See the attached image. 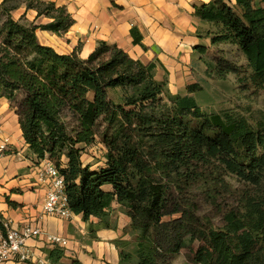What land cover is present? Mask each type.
Masks as SVG:
<instances>
[{
    "label": "trees",
    "instance_id": "1",
    "mask_svg": "<svg viewBox=\"0 0 264 264\" xmlns=\"http://www.w3.org/2000/svg\"><path fill=\"white\" fill-rule=\"evenodd\" d=\"M263 2L214 0L196 6V15L221 26L206 36L213 44H237L254 69L253 83L264 89ZM23 5L26 11L17 20L13 11ZM30 9L50 21L29 22L25 16ZM72 23L66 7L54 1L0 3V95L15 105L34 160L53 161L65 176L74 213L85 220L97 217L110 227L112 203L124 207L130 233L139 235L141 247H121L122 264L133 253L141 264H168L197 240L204 242L196 256L201 264H264V132L245 119L205 112L194 96L172 94L168 81L156 78V61L146 64L116 44L101 42L83 58L78 51L60 53L41 42L40 28L61 35ZM197 48L206 51L205 46ZM117 89L124 91L119 102L109 97ZM162 95L171 106L159 112ZM101 121L106 166L91 170L77 145L95 140ZM204 163H219L245 181L246 188L236 190L237 204L224 215L227 226L206 228L197 203L188 196L205 179L221 184L222 177L209 180L198 170ZM107 184L112 190L103 188ZM233 217L247 234L235 235ZM0 228L5 231L2 224ZM54 254L60 258L64 250L56 248ZM71 264L84 263L74 259Z\"/></svg>",
    "mask_w": 264,
    "mask_h": 264
},
{
    "label": "crops",
    "instance_id": "2",
    "mask_svg": "<svg viewBox=\"0 0 264 264\" xmlns=\"http://www.w3.org/2000/svg\"><path fill=\"white\" fill-rule=\"evenodd\" d=\"M49 1L65 6L73 23L61 35L43 30V44L53 46L58 52L65 50L60 53H72L81 42L82 48L78 53L83 58L101 42L116 44L131 57L146 64L156 61V78L161 81L166 79L175 90L190 82L193 71L200 64L202 54L197 47L213 46L211 37L206 36L210 22L196 15V6L214 0ZM225 1L231 5L235 3V0ZM29 11L37 16L36 10ZM133 30L141 39L140 43L135 42ZM63 38L70 40L68 48L62 45ZM5 139L9 140V149L0 159V224L9 222L15 227L27 223L41 225L44 235L28 241L32 259L26 262L11 260L4 264H71L74 259L84 264H120L116 240L124 234L130 218L125 216L123 219L122 214L116 217L118 221L114 226L105 227L99 218L93 216L85 220L82 214L76 213L71 219L45 214L48 184L38 179L43 161L37 163L34 160V154L23 136L16 109L6 97L0 95V143ZM63 162L67 164L68 160L63 158ZM88 165L91 170H96L98 163ZM105 166L106 159L101 168ZM103 188L112 190L108 184ZM119 206L115 200L111 213ZM50 234L66 237L68 246L62 248L52 244L45 236ZM56 248L64 250L62 257L54 254Z\"/></svg>",
    "mask_w": 264,
    "mask_h": 264
},
{
    "label": "rangeland",
    "instance_id": "3",
    "mask_svg": "<svg viewBox=\"0 0 264 264\" xmlns=\"http://www.w3.org/2000/svg\"><path fill=\"white\" fill-rule=\"evenodd\" d=\"M2 1L3 0H0V3ZM25 11V5L14 10V18L17 20L20 19ZM25 18L28 19L29 22H34L37 25L44 24L50 20L46 16L37 18L32 11H28ZM209 29L213 32H219L221 26L212 22L210 23ZM38 32L39 38L42 42L44 38L43 33L45 32H43L41 28ZM62 45H64L65 48H68L70 40H68V38H63ZM81 48L82 43L79 42L74 51H79ZM61 51L65 50L62 49L60 52ZM200 53L202 54L200 57L201 62L199 61L200 64L197 66V69L193 71L191 75L192 77H190V82L178 90L172 89L168 85V90L172 94H189L194 96L205 112L230 114L236 118L245 119L253 128L260 130L263 133L264 89L258 88L253 83L252 76L254 74V69L250 65L247 56L237 44L231 41L213 44L212 47H206L205 53ZM220 64H224L225 70L219 69ZM190 84H196V91H189L188 86ZM123 96L124 91L121 89L111 90L109 94L110 98L115 99L118 102L122 101ZM89 98L93 99L94 95L90 94ZM157 105L159 112H161V109L167 110V107L171 106V101L165 95H162ZM12 106L16 108L14 104H12ZM100 123L101 126L95 140H92L88 144L81 143L77 145L82 149L81 157L83 163H86L87 165L88 163H98L96 170H99L102 163H105L107 152L101 136L105 126L102 121ZM190 164H193V161L188 162V167H190ZM199 167L198 170L201 172L203 171L204 175H206L209 180L211 178L213 179V177H218L219 179L222 177V179L219 180L221 184H208L205 179L190 188L188 196L197 203L198 213L203 217V223L206 228H220L227 226L225 225L224 215L229 209L237 204L236 199L238 198V193L236 190L245 189V181L240 179L237 175L225 171V168L222 167V165H219V163H204L202 165L200 164ZM214 190L217 191L216 195L214 194ZM111 211L112 210H110L109 217L110 227L114 226L118 221L116 217H120L122 214L124 215L123 219L126 218L125 216L129 217L126 210L121 205L116 207V209L114 208L113 214ZM166 219H169V217H166ZM129 225L130 223L125 226L124 234L116 240V246L119 252L121 247L128 251H135L138 250V247H141L137 244L140 240L139 235L136 233H130L131 229ZM231 227L234 229L236 236L247 234L246 230L242 228L235 217H233ZM125 242H128V244L123 245ZM203 245L204 242L200 240L195 241L189 247L184 248L179 253L173 255L168 264H201L197 261L196 256L199 248ZM140 260L141 259L133 253V257L123 264H141ZM120 264L122 263L120 262Z\"/></svg>",
    "mask_w": 264,
    "mask_h": 264
},
{
    "label": "built area",
    "instance_id": "4",
    "mask_svg": "<svg viewBox=\"0 0 264 264\" xmlns=\"http://www.w3.org/2000/svg\"><path fill=\"white\" fill-rule=\"evenodd\" d=\"M9 149V140L0 143V159ZM38 179L48 184L44 212L64 219H71L75 213L71 209L67 182L59 168L50 160L45 159L38 171ZM5 231L0 230V264L8 261L26 262L32 259V250L28 244L31 239L44 235L41 225L27 223L22 227H15L9 222H4ZM47 240L54 245L66 248L69 240L57 234L45 235Z\"/></svg>",
    "mask_w": 264,
    "mask_h": 264
},
{
    "label": "bare ground",
    "instance_id": "5",
    "mask_svg": "<svg viewBox=\"0 0 264 264\" xmlns=\"http://www.w3.org/2000/svg\"><path fill=\"white\" fill-rule=\"evenodd\" d=\"M38 34H39V32H38ZM42 42H44V43H45V40L43 39V40H42Z\"/></svg>",
    "mask_w": 264,
    "mask_h": 264
}]
</instances>
